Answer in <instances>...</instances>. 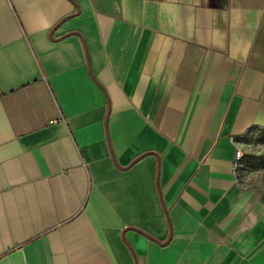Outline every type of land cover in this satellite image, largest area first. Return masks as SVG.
Returning <instances> with one entry per match:
<instances>
[{"label":"crops","instance_id":"1","mask_svg":"<svg viewBox=\"0 0 264 264\" xmlns=\"http://www.w3.org/2000/svg\"><path fill=\"white\" fill-rule=\"evenodd\" d=\"M264 0H0V264H264Z\"/></svg>","mask_w":264,"mask_h":264},{"label":"rangeland","instance_id":"2","mask_svg":"<svg viewBox=\"0 0 264 264\" xmlns=\"http://www.w3.org/2000/svg\"><path fill=\"white\" fill-rule=\"evenodd\" d=\"M237 142L242 151L236 166L239 182L264 189V128L251 129Z\"/></svg>","mask_w":264,"mask_h":264},{"label":"built area","instance_id":"3","mask_svg":"<svg viewBox=\"0 0 264 264\" xmlns=\"http://www.w3.org/2000/svg\"><path fill=\"white\" fill-rule=\"evenodd\" d=\"M241 158H242V151H241L240 147H237L236 152H235V166H237V164L241 160Z\"/></svg>","mask_w":264,"mask_h":264}]
</instances>
